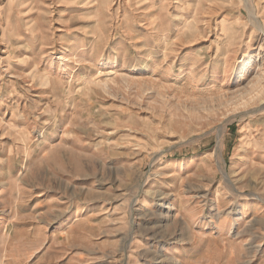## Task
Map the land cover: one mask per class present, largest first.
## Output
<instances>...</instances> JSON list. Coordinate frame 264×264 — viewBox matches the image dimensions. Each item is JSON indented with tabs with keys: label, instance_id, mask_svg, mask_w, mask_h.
<instances>
[{
	"label": "rangeland",
	"instance_id": "obj_1",
	"mask_svg": "<svg viewBox=\"0 0 264 264\" xmlns=\"http://www.w3.org/2000/svg\"><path fill=\"white\" fill-rule=\"evenodd\" d=\"M0 264H264V0H0Z\"/></svg>",
	"mask_w": 264,
	"mask_h": 264
},
{
	"label": "bare ground",
	"instance_id": "obj_2",
	"mask_svg": "<svg viewBox=\"0 0 264 264\" xmlns=\"http://www.w3.org/2000/svg\"><path fill=\"white\" fill-rule=\"evenodd\" d=\"M177 209H178V208H177ZM177 209L175 208L174 210L176 211ZM174 210H173V211H174Z\"/></svg>",
	"mask_w": 264,
	"mask_h": 264
}]
</instances>
